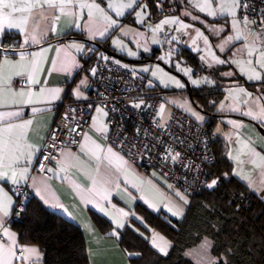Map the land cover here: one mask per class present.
I'll return each mask as SVG.
<instances>
[{"label": "crops", "instance_id": "1", "mask_svg": "<svg viewBox=\"0 0 264 264\" xmlns=\"http://www.w3.org/2000/svg\"><path fill=\"white\" fill-rule=\"evenodd\" d=\"M41 3L43 6L35 8L30 14L40 18L35 29L29 23L23 33L17 29H5L0 34V61L7 59L14 65L4 68V76H10L11 83L4 88L3 103L0 104V138L12 142L16 155L22 154L21 159L13 165L17 173L27 169L24 178L18 176L16 183L7 178L0 179V194H6L11 200L8 215L0 212V261L2 264H43L44 257L39 247L21 244L18 233L11 226L16 204L14 189L26 186L32 197L45 208L62 215L82 231L90 264H130L118 240L130 221H139L135 214L137 204L155 214L164 211L172 216H182L187 203L184 196L159 172L151 170L147 173L127 161L115 148L106 146L103 136L107 131L103 130V126L108 129V124L107 113L103 109L94 107L91 124L82 134L79 144L64 148L58 164L48 168L49 177L33 174L32 170L63 103L92 101L88 83L94 70L89 72L88 77H79L76 72L81 69L82 59L90 51L78 39L69 38L71 34L80 32L91 41L110 38L111 44L121 53L125 44L138 45L148 40L149 48L153 49L159 45L157 36L148 34L136 19L135 24H121L126 14L133 12L135 15L138 4L125 11L120 0H71L63 10L59 0H56V6L44 4L43 0ZM91 4L98 5L103 12L81 6ZM117 9L123 14L117 15ZM105 15L116 21L115 25L110 26L103 18ZM116 28L118 32L113 34ZM34 31L38 43L31 39ZM6 32L20 34V43H5ZM17 71L23 74L15 75ZM29 74L37 82H31ZM244 74L241 73L249 82L250 79ZM20 79L25 83L17 85L16 81ZM57 89L59 92L53 99L51 94ZM258 89H261L259 93L252 94L242 84L229 86L218 105L226 117L221 118L215 132L228 145L234 175L264 197V160L261 159L264 157V132L261 131L264 130V120L253 118L264 108V84ZM29 100L33 102L29 103ZM170 101L180 109H189L180 96L172 95ZM97 109L102 111L98 112ZM249 112L253 116H249ZM15 113L18 115H12ZM237 114L245 115L261 126L235 118ZM192 115L199 117L196 112ZM27 121L32 123L26 124ZM109 149L115 155L109 153ZM174 212L179 215H174ZM96 214L111 225L108 235L101 232ZM116 221L123 226L118 227ZM148 230L150 245L165 255L170 247L168 240L159 232ZM161 247L166 249L165 252L160 251ZM33 248L38 255L25 251Z\"/></svg>", "mask_w": 264, "mask_h": 264}, {"label": "trees", "instance_id": "2", "mask_svg": "<svg viewBox=\"0 0 264 264\" xmlns=\"http://www.w3.org/2000/svg\"><path fill=\"white\" fill-rule=\"evenodd\" d=\"M159 1L140 0V2L146 3L153 19L180 13L181 0H165L164 6L158 4ZM236 1L238 2L237 15L242 22L245 18L252 22L264 20V14L262 15L261 10L257 7L254 8L253 12L256 16L249 18L242 16L241 3L239 0ZM168 5H171V11L165 10ZM135 19L134 13L130 12L124 16L121 24H135ZM117 32L118 28L114 30L113 34ZM69 38L78 39L90 51L82 59L81 68L83 67V72H80V69L76 71L79 77L90 76L89 72L92 69L94 70L92 74H95L99 67L106 63L129 71L133 75V80L141 86L144 85L146 93L155 95L154 99H146V107L150 105V100L157 99L159 101L157 116L162 114L168 104L185 114L197 126L205 127V145L216 159L215 164L210 167V173L215 180L220 179L219 185L204 187L198 192H185L180 187L173 186L187 201L184 215L172 216L164 211L155 214L143 205L137 204L135 214L139 221H130L121 232L118 240L119 245L128 255L129 263L207 264L209 261L199 260V256L196 255L201 253L204 245L207 248V256L213 264H264V197L259 196L234 175V164L229 156L228 145L215 132V127L221 118L226 117L225 113L218 109V105L224 98L227 88L233 84H242L252 94H257L258 87L264 83L247 82L232 62L228 61L230 52L223 55L225 62L209 69L201 62L197 53L185 47L181 48L177 57L186 61L185 64L193 66L194 74L200 75L204 71L211 77L208 85L200 88L188 86L189 90L185 94L190 101L192 111L199 115L198 119L195 115L172 104L170 96L179 95L173 93V89H165L159 84L148 85L147 77L141 76L125 66L129 62L133 64L159 61V53L168 43H171L168 38L158 36L157 40L160 46L154 47L151 55L141 52L139 57L137 56L138 58L135 57L136 59L130 58L125 50L122 53L119 52L111 44L110 38L91 41L80 32L71 34ZM13 41L19 44L20 34L6 32L4 42ZM112 59L126 64L111 61ZM169 69L176 72L174 67L170 66ZM91 78L92 76H90ZM89 93L92 101L87 103L91 108L87 128L91 124L95 106H99L107 113L106 122L108 124L109 111L94 101L95 93L91 90L90 84ZM162 105L163 111L161 112ZM234 117L255 126H261L245 115L237 114ZM109 131L110 126L108 124L107 132L103 136L106 146H109L107 144ZM130 134L135 135L136 133L130 131ZM135 165L141 168L140 165ZM151 170L155 169H149L146 172ZM16 204H19L22 216L17 220L16 209L14 208L11 226L18 233L21 244L39 247L44 257L43 264H90L84 235L76 225L62 215L45 208L38 199L32 197V193L29 198L16 193ZM95 216L101 232L108 235L111 225L97 214ZM148 229L159 232L170 243L169 250L165 255L160 254L150 245ZM203 255H206L205 252Z\"/></svg>", "mask_w": 264, "mask_h": 264}, {"label": "built area", "instance_id": "3", "mask_svg": "<svg viewBox=\"0 0 264 264\" xmlns=\"http://www.w3.org/2000/svg\"><path fill=\"white\" fill-rule=\"evenodd\" d=\"M239 1L242 16H256L253 13L256 7L264 14V0ZM164 3L165 0L158 2L162 6ZM165 10L171 11V5ZM83 70L82 67L80 72ZM24 83L21 79L16 81L17 85ZM89 84L95 93L94 101L109 111L107 144L127 161L140 165L144 171L157 170L171 186L180 187L185 192L201 191L212 180L216 181L214 185L220 184V179L215 180L210 173L216 159L205 145V127L197 126L168 104L157 116V99L150 100L146 107V99H154L155 95L146 93L144 85L133 80L129 71L111 66V63L102 64ZM90 109L87 103H63L38 155L33 174L49 177L48 168L58 164L63 149L79 144L88 126ZM130 131L136 134L132 135ZM15 191L31 197L25 186H17ZM15 209L19 220L22 216L19 204Z\"/></svg>", "mask_w": 264, "mask_h": 264}, {"label": "rangeland", "instance_id": "4", "mask_svg": "<svg viewBox=\"0 0 264 264\" xmlns=\"http://www.w3.org/2000/svg\"><path fill=\"white\" fill-rule=\"evenodd\" d=\"M139 1L140 0H120V3L125 11H128L130 8L123 7V5L130 2L132 6L138 4V9L135 12L136 20L139 22L138 24L143 27L148 34L157 37L164 36L168 38V41L171 43H168L159 53V61L155 60L153 63L132 64L129 62L125 65L126 63L118 60L112 59L111 61L119 62L139 75L147 77L148 85L159 84L165 89H173V93H178L179 95L177 96H180V98L187 102L189 109L185 111L188 113L193 114L190 108V101L185 95L189 87L200 88L201 86L208 85L211 81V77L204 71L200 75L194 74L193 66L185 64L186 61L177 57L179 56V50L183 47L197 53L201 62L209 69L221 64L217 63V60L225 62L223 55L230 52L228 59L235 64L240 73H245L248 78L253 76L254 72L259 74L260 79L249 78V83L264 81V67H261L260 64L256 62L260 59V51L264 49V38H262L264 37V20H257L245 25V23L238 18V2L236 0H214L211 11H214L215 15H209L208 9L201 11L200 7L197 6H203L204 0H181L182 6L180 8V13L165 15L159 19H153L151 11L147 8L146 3H138ZM234 3L237 5L236 7H233ZM232 12H234L235 15H232ZM138 13L140 14L139 16L137 15ZM165 19H175L177 22L162 24V21ZM233 21L237 22L241 32V39L229 40L230 37L236 35V29L233 28ZM181 24L187 25V27L181 28ZM157 25L161 26L159 30H157ZM197 30L202 33V36H197ZM249 32L255 34L256 37V51H254L252 55L248 54L249 49L245 46L249 41L244 39V35ZM205 37L208 40L207 45L204 43ZM226 41L228 42L225 43ZM146 42H141L138 45L125 44L123 49L133 57H137L141 52L151 55L153 50L148 46L149 40ZM213 57H215V59H213ZM248 61H252V64L249 65ZM170 66L174 67L176 72L171 71L169 69ZM144 69H148V71H144ZM153 73H155V75ZM193 81H197V83H193ZM177 82H179L182 87H178ZM229 89L233 92L232 88ZM261 89H259V91ZM262 95L264 96V89ZM213 181L214 180H212L210 184H212ZM206 251L207 248L203 245L201 249L202 254H196L199 256V260L210 261ZM204 252L206 255H203ZM196 255L194 256L196 257ZM207 264H209V262Z\"/></svg>", "mask_w": 264, "mask_h": 264}, {"label": "snow or ice", "instance_id": "5", "mask_svg": "<svg viewBox=\"0 0 264 264\" xmlns=\"http://www.w3.org/2000/svg\"><path fill=\"white\" fill-rule=\"evenodd\" d=\"M214 0H204L203 6L197 5L200 7L201 11H205L206 9L209 10L208 14L209 15H215L214 11H211L212 3ZM44 4H48L49 6H56V0H43ZM70 4L71 0H59V6L61 10H63V7L65 4ZM43 4L41 3V0H0V34L3 33L5 29H17L19 32L23 33L26 29V27L31 23L33 25V28L35 29L38 26V21L39 17L31 16L30 14L32 11L37 8V7H42ZM82 7H89L91 8H96L99 11L103 12L102 9H99V6L96 4H91V5H81ZM237 5L234 3L233 7H236ZM111 7V5H110ZM123 7H132V3H127L126 5H123ZM29 15H25V14ZM91 14V13H90ZM122 11L117 9V15H122ZM232 15H235L234 12L231 13ZM138 16L140 15L139 13L137 14ZM108 24L115 25L116 21L112 20L110 17L105 15L103 17ZM59 19V17H57ZM177 21L175 19L169 20L165 19L162 21V24H171V23H176ZM245 25L248 23H252V21H249L247 18L244 20ZM161 26L157 25V30H159ZM187 27V25L181 24V28ZM233 28L236 29V35L234 37H230L229 40L232 39H241V32L238 28L237 22L233 21ZM197 36L200 37L202 36V33L197 30ZM264 38V37H262ZM27 37L25 38V42H27ZM31 39L33 42L38 43V39L36 36L35 31L33 32ZM244 39L246 41H249L248 44L245 46L249 49L248 54L252 55L254 51H256V37L255 34L253 33H247L244 35ZM226 41L225 43H227ZM115 43V42H114ZM195 43V41H194ZM204 43L205 45L208 44V40L205 37L204 38ZM131 54V53H130ZM24 57L21 56V60H23ZM215 59V57H213ZM217 63H223V61H216ZM258 64H260L261 67H264V49L260 51V59L256 61ZM248 64L251 65L252 61H248ZM14 66L12 65V62L5 59L3 61H0V104L3 103V97L5 95L4 88L11 83V77H5L4 76V68L5 66ZM34 62H33V67H34ZM144 71H148V69H144ZM254 71V70H253ZM23 73L20 71H17L15 75H22ZM155 75V73H153ZM250 79H260V76L258 73L254 72L253 76L249 77ZM29 79L31 82L35 83V81L31 74H29ZM193 83H197V81H193ZM178 87H182V85L177 82ZM10 91V89H9ZM43 91V90H42ZM243 92V89L240 90ZM59 92V89L54 90V92L51 94L52 98H56V93ZM79 95V92L76 93ZM12 95H21L23 96L24 93H12ZM29 103H32L33 101L29 100ZM136 107H139V105H136ZM98 112L102 111L101 109H97ZM163 111V105L161 106V112ZM249 116H253L252 112L247 113ZM12 115H18V113L12 114ZM199 119V117H197ZM253 118H259L261 120H264V108H261L260 111L253 116ZM31 121H27L26 124H31ZM103 130L107 131L106 126H103ZM109 153L112 155H115V153L111 152V149H109ZM22 155V154H21ZM21 155H16V149L12 146V142L9 140H5L3 138H0V179H10L13 183L17 182V177L23 179L24 178V172L27 171V169L24 170V172L17 173L13 165L17 163L21 159ZM262 160H264V157H261ZM216 181H213L212 184L209 185V187H212ZM183 199V198H182ZM187 203V201H185ZM11 200L6 197V194H0V212H3L4 216L8 215V206H10ZM59 206V205H57ZM103 210V209H101ZM174 215H179L178 212H174ZM123 215H126V213H123ZM118 227H122L123 224L120 221H116ZM115 234V233H113ZM165 248L161 247L160 251L165 252ZM25 251H28L30 253L36 254L37 250L36 249H25ZM0 264H2V261H0ZM209 264H213V262L209 261Z\"/></svg>", "mask_w": 264, "mask_h": 264}, {"label": "water", "instance_id": "6", "mask_svg": "<svg viewBox=\"0 0 264 264\" xmlns=\"http://www.w3.org/2000/svg\"><path fill=\"white\" fill-rule=\"evenodd\" d=\"M261 131H263L264 132V130L262 129Z\"/></svg>", "mask_w": 264, "mask_h": 264}]
</instances>
